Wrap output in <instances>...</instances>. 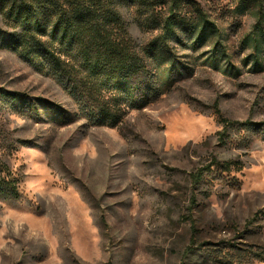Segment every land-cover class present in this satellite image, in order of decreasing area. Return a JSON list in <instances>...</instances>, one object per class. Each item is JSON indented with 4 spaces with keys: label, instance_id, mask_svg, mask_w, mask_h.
<instances>
[{
    "label": "rangeland",
    "instance_id": "obj_1",
    "mask_svg": "<svg viewBox=\"0 0 264 264\" xmlns=\"http://www.w3.org/2000/svg\"><path fill=\"white\" fill-rule=\"evenodd\" d=\"M196 2L219 34L179 28L163 83L157 46L138 103L23 56L0 14V162L18 190L0 194V264H264V0ZM120 9L140 49L162 33L164 11Z\"/></svg>",
    "mask_w": 264,
    "mask_h": 264
},
{
    "label": "trees",
    "instance_id": "obj_2",
    "mask_svg": "<svg viewBox=\"0 0 264 264\" xmlns=\"http://www.w3.org/2000/svg\"><path fill=\"white\" fill-rule=\"evenodd\" d=\"M125 1L150 16L164 11L159 18L162 33L144 48L140 49L123 18L120 6ZM257 5L262 14L263 4ZM0 14L6 25L14 29L13 47L23 56L38 64L47 60L86 85L92 81L101 93L103 89L126 92L134 103L148 101L146 95H136L143 89L141 82L151 73L149 53H156L157 46L166 63L161 82H168L180 69L168 46L173 37L182 41L179 28L194 35L197 41L193 45L220 32L196 0H0ZM259 24L258 21V28ZM251 39L258 50L260 39ZM255 55L254 61L260 65L261 56L256 52ZM210 58H215V54ZM91 98L96 99L99 119L118 122L119 109L108 101H98L101 98ZM223 167L229 169L230 165L225 163ZM8 173L11 172L7 166L0 162V194L18 197L16 183Z\"/></svg>",
    "mask_w": 264,
    "mask_h": 264
}]
</instances>
